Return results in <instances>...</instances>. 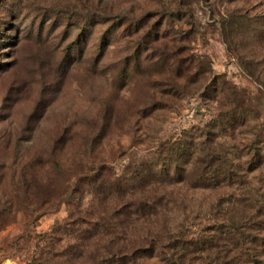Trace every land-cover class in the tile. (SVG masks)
Masks as SVG:
<instances>
[{
	"label": "rangeland",
	"instance_id": "1",
	"mask_svg": "<svg viewBox=\"0 0 264 264\" xmlns=\"http://www.w3.org/2000/svg\"><path fill=\"white\" fill-rule=\"evenodd\" d=\"M247 14L264 17V0H0L5 255L15 264H92L99 204L83 215L66 203L68 193L92 164L106 162L121 174L130 156L202 127L220 105L230 106L228 90L217 102L172 89L177 60L187 67L197 55L253 109L256 120L231 129L230 145L252 151L260 168L240 196L198 194L169 215L176 234L213 239L221 264H264V163L255 157L264 149V84L239 65L252 50L241 35ZM259 60L255 66L263 70ZM247 136L255 142L250 149L241 146Z\"/></svg>",
	"mask_w": 264,
	"mask_h": 264
},
{
	"label": "trees",
	"instance_id": "2",
	"mask_svg": "<svg viewBox=\"0 0 264 264\" xmlns=\"http://www.w3.org/2000/svg\"><path fill=\"white\" fill-rule=\"evenodd\" d=\"M241 24H249L241 35L245 38L244 46L252 50L244 57L247 61H242L241 57L239 65L245 74L264 84V69L255 66L260 63L259 57L264 59V55L257 52L264 51V17L250 18L247 14ZM231 25L235 27V23ZM201 58L192 55L187 67L182 66L181 59L177 60L172 89L187 95L197 93L217 102L221 101V93L228 90L230 106L221 109L220 105L216 115L204 126L183 130L178 136L161 141L154 150L130 156L121 174L106 162L92 164L89 172H83L68 193L66 203L83 215L93 212L91 209L99 204L92 213L95 238L92 264H146L147 260L152 261L151 264H221V251L211 243L213 239L199 238L192 242L185 233L176 234V223L169 214L185 209L198 194L215 200H218L215 196H221V191L230 192L232 198L240 196L249 176L260 166L255 165L252 151L243 153V150L238 151V145H230L231 139L236 137L231 129L235 130L237 125L247 126L256 116L239 97L236 86L228 84L222 76H215L211 63ZM207 73L208 78L203 77L204 81L200 82L199 76ZM259 137L264 144V135ZM97 139H93V146ZM252 144H255L254 139L247 136L241 146L245 149ZM255 157L264 163V149ZM212 204L215 208L221 206ZM214 248L217 250L212 251ZM65 250L60 255L66 253ZM199 252L202 255L195 257ZM212 252L214 260L209 262L207 256Z\"/></svg>",
	"mask_w": 264,
	"mask_h": 264
},
{
	"label": "built area",
	"instance_id": "3",
	"mask_svg": "<svg viewBox=\"0 0 264 264\" xmlns=\"http://www.w3.org/2000/svg\"><path fill=\"white\" fill-rule=\"evenodd\" d=\"M0 264H15V261L11 257L6 256L0 249Z\"/></svg>",
	"mask_w": 264,
	"mask_h": 264
}]
</instances>
